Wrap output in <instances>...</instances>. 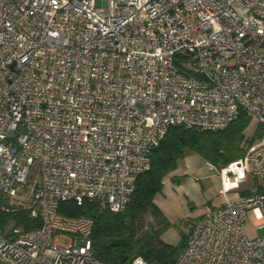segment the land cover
Instances as JSON below:
<instances>
[{
	"label": "built area",
	"instance_id": "1",
	"mask_svg": "<svg viewBox=\"0 0 264 264\" xmlns=\"http://www.w3.org/2000/svg\"><path fill=\"white\" fill-rule=\"evenodd\" d=\"M241 112L264 124V0H0V195L24 205L40 175V226L0 229V264H110L93 219L59 204L122 212L168 127L218 131ZM205 165L222 194L237 176L260 183L194 220L174 264H264V235L243 232L248 212L264 229V137Z\"/></svg>",
	"mask_w": 264,
	"mask_h": 264
},
{
	"label": "trees",
	"instance_id": "2",
	"mask_svg": "<svg viewBox=\"0 0 264 264\" xmlns=\"http://www.w3.org/2000/svg\"><path fill=\"white\" fill-rule=\"evenodd\" d=\"M251 118L241 112L222 130L209 131L182 125L168 127L157 147L150 153V167L141 173L135 189L122 212L109 210L101 200H86L82 205L74 201L59 204L58 211L67 216H87L93 219L91 242L94 256L110 264H128L135 256L143 257L150 264H174L186 243L188 232L182 233L176 244L162 240L167 225L154 198L162 191L164 178L174 172L179 163L190 153L201 156L217 168L242 157L254 140L264 137V124L257 122L254 136L245 130ZM172 181L179 183L177 176ZM248 189L240 191L247 194ZM150 216L153 222H149ZM13 222L12 229L29 231L40 226L38 216L32 215L27 204L16 205L0 195V229ZM13 233V232H12ZM12 233H4L11 236Z\"/></svg>",
	"mask_w": 264,
	"mask_h": 264
},
{
	"label": "rangeland",
	"instance_id": "3",
	"mask_svg": "<svg viewBox=\"0 0 264 264\" xmlns=\"http://www.w3.org/2000/svg\"><path fill=\"white\" fill-rule=\"evenodd\" d=\"M256 125L257 122L251 119L245 130L246 136H254ZM258 141L259 139L256 138L253 143ZM184 164L185 162L179 163L177 169L164 178L162 191L154 198L155 203L161 210L163 221L167 222L161 238L163 241L170 244H176L180 240L181 234L188 232L190 224L200 214L220 204L226 197L231 198L235 195H239L240 191L260 183L259 179L254 178L252 175L237 176L230 185L229 191L226 194H222L220 176L216 171L208 169L204 161L203 166L193 167L194 170L188 174L189 176H186L187 178L185 177V181L182 184V186H184L183 188L180 187V183L172 181V176L175 173L181 176L185 175ZM39 179V169L38 165L35 163L31 167L25 191H22V194L25 195L24 204L29 203L28 196L30 190L39 182ZM147 219L149 222H153L150 216H148ZM255 222L254 216L248 212L243 232L251 238L264 235V229L254 227ZM12 226L13 222L11 221L6 226L4 233H12L15 229L21 230L20 227L13 230ZM78 239V237H74V240ZM61 242L65 243L66 241L61 240Z\"/></svg>",
	"mask_w": 264,
	"mask_h": 264
},
{
	"label": "crops",
	"instance_id": "4",
	"mask_svg": "<svg viewBox=\"0 0 264 264\" xmlns=\"http://www.w3.org/2000/svg\"><path fill=\"white\" fill-rule=\"evenodd\" d=\"M205 160L201 157V156H199L198 154H195V153H190V154H188L184 159H183V161H182V163L183 162H185V164H184V170H185V175H180V174H177V173H175V174H173V176H177L178 178H179V183H180V187H183L184 188V186H182V184H183V182L185 181V177L188 175V174H190L193 170H194V168L193 167H198V166H203V162H204ZM187 164V165H186ZM188 166V167H187ZM190 171V172H189ZM189 172V173H188ZM189 176V175H188ZM187 178V177H186ZM185 190H187V189H185ZM219 205V204H218ZM217 206V205H216ZM213 207H215V206H213ZM213 207H211V208H213ZM210 208V209H211ZM207 212V211H206ZM205 213V212H204ZM204 213H202V214H200L198 217H196L195 218V220L196 219H198V218H200Z\"/></svg>",
	"mask_w": 264,
	"mask_h": 264
}]
</instances>
